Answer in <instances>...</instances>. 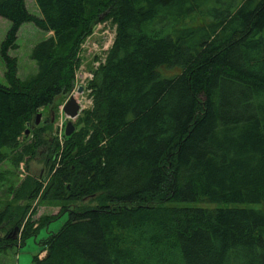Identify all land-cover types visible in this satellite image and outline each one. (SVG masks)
Returning a JSON list of instances; mask_svg holds the SVG:
<instances>
[{"label": "trees", "instance_id": "16d2710c", "mask_svg": "<svg viewBox=\"0 0 264 264\" xmlns=\"http://www.w3.org/2000/svg\"><path fill=\"white\" fill-rule=\"evenodd\" d=\"M33 1L39 15L0 0V164L45 148L46 173L6 185L0 254L67 212L31 264H264V0ZM100 18L114 38L59 145L35 115L71 90ZM25 22L51 35L20 79L8 51ZM35 199L66 203L32 219Z\"/></svg>", "mask_w": 264, "mask_h": 264}, {"label": "rangeland", "instance_id": "374dc122", "mask_svg": "<svg viewBox=\"0 0 264 264\" xmlns=\"http://www.w3.org/2000/svg\"><path fill=\"white\" fill-rule=\"evenodd\" d=\"M24 4L29 13L39 15L33 0H24ZM8 25L9 22L0 17V41L2 40ZM114 29V24L110 19L100 18L99 21L93 24L91 30L84 37L78 49V63L74 70L72 89L63 97H56L50 106L42 108L40 112H38L40 113L38 124L40 123L46 126L44 133L45 136L54 137L59 145H61L63 141V128L68 119L61 111L60 106L70 95L76 100L79 105V110L77 116L72 120L74 127L76 119L81 112L91 107V95L88 83L92 78L94 70L104 62L105 56L114 38ZM49 35H51L50 32H44L36 28L30 22H25L20 25L15 40L17 47L8 51L9 55L16 58V75L18 78L24 79L35 72V64L29 58V51L36 42ZM2 72L3 65L0 59V81L3 83ZM78 87H80V91L76 92ZM59 121L61 122L60 127L57 125ZM29 129L27 128L25 132H29ZM45 154V148H40L38 154L27 162V168L23 163L13 166L8 159L0 164V204L3 203L5 199L8 200V186L6 185L12 183L17 185L26 177V175H31L39 180L45 176L46 167L43 161V155ZM65 203H49L44 200L41 201L35 199L31 202L29 213L35 211L31 216L32 219H36L40 215L55 214L61 205H64ZM94 205H96V202L87 198L68 203V207L70 208L80 206L91 207ZM200 205L208 208L217 206L210 203H200ZM66 217L67 212H63L57 219L49 222L46 227L39 228L36 235L27 238L23 245L12 247L6 254H0V264H31L32 257L40 249L38 241L45 237L48 234L47 232L56 231ZM42 255L43 252L39 254L40 257Z\"/></svg>", "mask_w": 264, "mask_h": 264}, {"label": "water", "instance_id": "95a60500", "mask_svg": "<svg viewBox=\"0 0 264 264\" xmlns=\"http://www.w3.org/2000/svg\"><path fill=\"white\" fill-rule=\"evenodd\" d=\"M76 91L79 92L80 87H78ZM78 110H79V105L76 102V100L71 95L68 96V98L64 101L62 105V111L68 118L63 128L64 136H68L73 132L74 126H73L72 120L77 116ZM39 117H40V113H37L35 115L34 124H38ZM14 232L15 231H13L12 233L13 235H14Z\"/></svg>", "mask_w": 264, "mask_h": 264}, {"label": "built area", "instance_id": "2783aa9c", "mask_svg": "<svg viewBox=\"0 0 264 264\" xmlns=\"http://www.w3.org/2000/svg\"><path fill=\"white\" fill-rule=\"evenodd\" d=\"M77 54H78V53H77ZM72 87H73V86H72ZM71 89H72V88H71ZM76 92H77V91H76ZM63 103H64V102H63ZM62 105H63V104H62ZM62 105L60 106L61 111H62ZM62 112H63V111H62ZM57 125H58V127H60L61 122L59 121Z\"/></svg>", "mask_w": 264, "mask_h": 264}]
</instances>
